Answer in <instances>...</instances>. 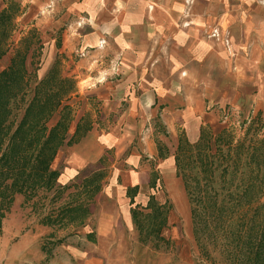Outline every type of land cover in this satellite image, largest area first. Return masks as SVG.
<instances>
[{"label": "rangeland", "instance_id": "rangeland-1", "mask_svg": "<svg viewBox=\"0 0 264 264\" xmlns=\"http://www.w3.org/2000/svg\"><path fill=\"white\" fill-rule=\"evenodd\" d=\"M28 5V0H0V11L11 18V31L5 41L7 49L0 55V71L9 65L17 51L23 59L22 67L27 78L26 86L22 88L23 96L15 100L13 106L10 103L6 106L13 108L8 118L11 120L14 114L17 123L34 94L33 116L45 109L50 110L57 102L58 112L62 105L69 107L68 115L62 116L67 126L66 140L81 120L72 144L60 146L49 162V170L55 172L52 186L48 190H38L31 198L13 194L7 209H0V264H212L211 260L199 254L194 240L191 205L184 182L177 175L175 160L173 176H167L164 183L159 170L156 171L155 162H145L150 171L149 184L143 185L137 194L127 196L120 179L115 177L117 161L113 151H106V161L100 166L94 163L83 169L91 180L83 182L75 190L73 185L77 183L75 178L80 172L73 176L71 171L66 170L68 166L64 155L91 129L98 134L111 130L116 118L109 115L110 108L100 101L95 91L110 79L100 80L98 77L102 73L108 74L111 60L118 58L120 50L112 42L110 33H94L90 26L84 25L83 17L76 21L70 18V31L62 34L45 26L44 15L35 20L36 14ZM79 14L82 16L85 12L80 10ZM37 21L41 25L35 26ZM96 39L103 44L95 46ZM3 50L0 49V52ZM82 76L83 81H80ZM233 104L219 111L214 127L206 131L212 137L219 135L218 143L226 136L231 137L234 145L243 138H257L260 141L256 143L258 153L264 156V96L261 101L263 105L259 99L255 102V97ZM124 105L123 102L121 108ZM3 111L4 107L0 105V113ZM58 117L54 114L47 120L44 124L46 130L60 120ZM173 121L175 134L179 136L183 133L182 126L177 116ZM150 125L158 142H172L174 134L167 133L160 115L152 119ZM215 148L214 144L213 150ZM181 155L186 173L192 172L193 175L192 161L187 158V153L186 157ZM263 169L261 165L260 173L264 176ZM233 173L234 176L239 172ZM171 179L177 181L176 190L170 189ZM150 180L154 182L153 188ZM237 183V179H234L231 188L233 195L237 192L234 197L227 195L226 186L223 189L219 183L214 185L218 202L224 204V214L233 205L240 208L239 215L246 212L247 207L244 206L247 204H253V207L264 205L263 193L258 196L255 192L244 194L242 189L238 190V186H235ZM93 185H99L98 191H91ZM67 186L71 187L63 189ZM75 191L78 192L76 196H68ZM68 204L75 207L79 204L81 208L64 213L63 209ZM152 207L155 208L154 214ZM133 208L141 213L140 226L132 221ZM158 208L161 209L158 211ZM147 214L153 215L152 219L143 217ZM236 216L234 213L233 221ZM162 218L165 226L159 233L153 230V234L147 235L151 229L157 228ZM102 222L107 225H100ZM207 248L211 249V245ZM213 257L214 264H218L219 256L213 253Z\"/></svg>", "mask_w": 264, "mask_h": 264}, {"label": "crops", "instance_id": "crops-1", "mask_svg": "<svg viewBox=\"0 0 264 264\" xmlns=\"http://www.w3.org/2000/svg\"><path fill=\"white\" fill-rule=\"evenodd\" d=\"M28 2L35 20L44 15L46 27L68 34L69 19L83 17L84 25L94 33H110L120 50L108 74L98 77L110 79L95 91L116 120L108 133L91 129L68 148L66 170L73 176L98 162L106 151H113L115 177L126 192L136 189L137 194L149 184L145 162H155L164 183L167 176H173L180 138L196 143L201 129L214 127L217 113L233 103L255 97L261 104L264 0ZM80 10L85 14L81 16ZM96 42L95 46L102 43ZM158 115L167 133L174 134L171 143L154 138L150 121ZM175 116L183 130L179 136ZM176 185V179L169 181L171 190Z\"/></svg>", "mask_w": 264, "mask_h": 264}, {"label": "trees", "instance_id": "trees-1", "mask_svg": "<svg viewBox=\"0 0 264 264\" xmlns=\"http://www.w3.org/2000/svg\"><path fill=\"white\" fill-rule=\"evenodd\" d=\"M10 19V15L0 11V49H5L0 52V55H3L7 49L5 41L11 31L9 30ZM22 64L23 59L16 51L9 65L0 71V98H2L0 105L4 107L3 113H0V209L4 210L7 209L13 194L31 198L38 190H48L52 186V176L55 177V172L49 170V162L60 146L72 144V138L79 129L77 124L81 120L75 125L73 134L66 140L67 126L62 116L68 115L69 107L62 105L58 112L56 111L59 106L57 102L52 108L50 107V110L45 109L39 115L33 116L32 104L36 100L34 94L19 121L15 123L14 114L10 120L8 115L13 108L8 109L6 106L8 107L9 103L13 106L15 100L23 96L22 88L26 86L27 78ZM54 114L58 115L60 120L46 130L44 124ZM219 137V135L212 137L206 129H201L199 139L194 144L180 138L174 157L177 175L184 182L191 205L194 240L199 254L211 260L212 264H214L213 253L219 256L218 264H264V205L253 207V204H247L244 206L247 210L243 215H239L240 208L233 205L231 210L224 214V204L218 202V194L214 187L216 183H219L223 189L226 186L227 195L234 197L237 192L233 195L231 188L234 179H237L238 183L235 186H238V190L242 189L244 194L255 192L257 196L263 195L264 176L260 171L261 165L264 166V156L258 153L256 146V143L260 141L257 138L255 140L243 138L234 145L230 136H226L221 139L222 142L218 143ZM214 144L215 150H213ZM186 153L187 158L192 161V164L189 162L192 165L191 169L195 170L193 175L192 172L186 173L185 166H182L184 159L181 158V154L186 157ZM103 161H106V155L102 156L96 165L100 166ZM241 168L242 171H240ZM233 172L239 173L233 176ZM87 173L82 170L76 175L77 183L73 185L75 190L83 182L91 180L87 178ZM150 184L153 188L152 180ZM69 187L71 186L63 189ZM98 189L99 185H93L91 191H98ZM135 192L136 189H128L127 196H130V193L133 196ZM77 194L78 192L75 191L68 196L73 197ZM132 199H130L131 204H133ZM76 207L81 208L79 204H76ZM76 207L68 204L63 209L64 213H70ZM135 208L131 209V218L134 224L140 226L141 213ZM160 209L158 208V211ZM154 211L155 208L152 210L153 214ZM234 213L237 216L233 221ZM150 215H143V217L152 219L153 215ZM164 223L162 218L157 228L151 229L147 235L153 234V230L159 233L165 226ZM208 245H211V249L207 248Z\"/></svg>", "mask_w": 264, "mask_h": 264}]
</instances>
